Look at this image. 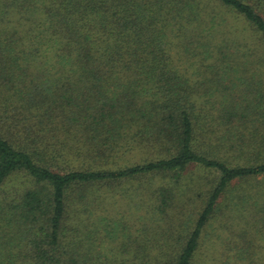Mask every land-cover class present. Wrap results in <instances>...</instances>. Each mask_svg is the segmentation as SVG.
<instances>
[{
	"label": "trees",
	"instance_id": "trees-1",
	"mask_svg": "<svg viewBox=\"0 0 264 264\" xmlns=\"http://www.w3.org/2000/svg\"><path fill=\"white\" fill-rule=\"evenodd\" d=\"M260 178L264 0H0V264H264Z\"/></svg>",
	"mask_w": 264,
	"mask_h": 264
},
{
	"label": "rangeland",
	"instance_id": "rangeland-1",
	"mask_svg": "<svg viewBox=\"0 0 264 264\" xmlns=\"http://www.w3.org/2000/svg\"><path fill=\"white\" fill-rule=\"evenodd\" d=\"M188 174L191 175V177H199L201 175V177L203 178L202 183H205L207 181L206 177L204 174L200 173L197 170L192 169ZM26 183V181L24 180V178L22 177H18V178H14L13 182L10 185V188L15 189L16 186H19V189L21 188V184L22 186H24ZM243 187H240L239 190L237 192H234L235 195H237L238 193H240L242 196L246 197L245 198V202L243 203V207L245 209H247L248 211H254L255 209V204L254 201L255 199H251L252 197L250 196L251 193H254L258 190L263 191L264 190V179L260 178L259 180L253 181L251 183H244L242 185ZM108 189H105L103 192V194H109V191H107ZM255 214V211L253 212ZM253 213H249V217H248V221L253 222V221H257L256 219V215H254ZM220 221L218 223L215 224V232L214 234L211 235L210 239L207 241V243L205 244V250L206 253H209L210 255H212L215 252H218V254H223V253H234L233 251L228 250L229 247H233L234 245H236L238 242H240L239 238H238V233H240V224L241 223H233L231 220L228 219V217H225L223 219H219ZM233 225V226H231ZM213 228V227H211ZM213 232V229L210 230V233ZM218 234L222 235V238L218 237ZM252 239L254 238V236H251ZM256 238V237H255ZM258 240L260 239L259 236H257ZM257 243V242H256ZM240 244V243H239ZM258 244V243H257ZM236 252V250H235ZM260 253H263L264 251L259 250Z\"/></svg>",
	"mask_w": 264,
	"mask_h": 264
}]
</instances>
